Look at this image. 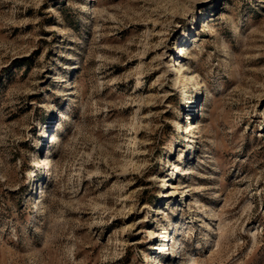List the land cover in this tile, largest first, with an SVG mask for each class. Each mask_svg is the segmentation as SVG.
<instances>
[{
    "label": "rangeland",
    "instance_id": "1",
    "mask_svg": "<svg viewBox=\"0 0 264 264\" xmlns=\"http://www.w3.org/2000/svg\"><path fill=\"white\" fill-rule=\"evenodd\" d=\"M264 264V0H0V264Z\"/></svg>",
    "mask_w": 264,
    "mask_h": 264
},
{
    "label": "bare ground",
    "instance_id": "2",
    "mask_svg": "<svg viewBox=\"0 0 264 264\" xmlns=\"http://www.w3.org/2000/svg\"><path fill=\"white\" fill-rule=\"evenodd\" d=\"M190 264H194V262L192 261Z\"/></svg>",
    "mask_w": 264,
    "mask_h": 264
}]
</instances>
